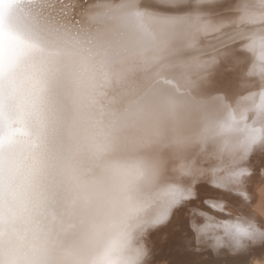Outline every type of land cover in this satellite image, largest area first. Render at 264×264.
<instances>
[{
  "label": "bare ground",
  "instance_id": "1",
  "mask_svg": "<svg viewBox=\"0 0 264 264\" xmlns=\"http://www.w3.org/2000/svg\"><path fill=\"white\" fill-rule=\"evenodd\" d=\"M63 1L60 6L51 0L56 5L47 10L53 16L51 32L39 39L49 69L44 87L61 128L86 153L120 162L128 181L142 185L139 208L145 218L151 222L167 210L146 233L147 264H264L258 240H247L242 252L229 243L212 245L217 238L226 241L227 227L238 219L264 222V151L257 142L245 154L239 147L243 133L206 132L201 121L203 107L225 101L242 128L241 115L252 116L244 113L250 103L245 97L255 93L260 104L259 89L233 65V50L243 49L229 37L259 27L264 0ZM59 8L64 15H57ZM134 12L142 14L143 28L127 23ZM241 17L255 22L242 23ZM188 36L191 48L183 46ZM104 49L119 55L106 57ZM254 67L258 73L259 64ZM162 79L174 80L175 88L158 83ZM217 119L228 120V113ZM138 160H156L159 175L145 181ZM241 168L246 169L240 180L247 199H231L223 213L208 212L198 220L206 242L188 238L181 219L186 213L178 211L185 200L169 206L173 191L191 186L214 194L210 186L221 184L227 191L239 186L234 173ZM187 179L192 185L182 182Z\"/></svg>",
  "mask_w": 264,
  "mask_h": 264
},
{
  "label": "clouds",
  "instance_id": "2",
  "mask_svg": "<svg viewBox=\"0 0 264 264\" xmlns=\"http://www.w3.org/2000/svg\"><path fill=\"white\" fill-rule=\"evenodd\" d=\"M0 62V264H147L146 233L162 220L141 213L142 185L128 181L120 162L86 153L61 128L24 0L3 4ZM248 239L241 232L232 243Z\"/></svg>",
  "mask_w": 264,
  "mask_h": 264
},
{
  "label": "snow or ice",
  "instance_id": "3",
  "mask_svg": "<svg viewBox=\"0 0 264 264\" xmlns=\"http://www.w3.org/2000/svg\"><path fill=\"white\" fill-rule=\"evenodd\" d=\"M10 2L15 3L16 0H10ZM5 0H0V15L3 12V4ZM29 8L35 9L34 11V30L37 39L46 38L50 32V23L52 20V15L48 12V9L55 8V3L51 0H29L27 3ZM64 7L71 8L73 5L71 3L63 4ZM242 23H254V18L251 17H241ZM127 23L133 24L138 28H143L142 14L134 12L127 17ZM229 39L233 42L239 41V47L243 51L237 53L233 50V65L241 73V78L246 82L251 83L255 88L259 89L260 104L257 106L255 104V93L250 94L245 97L250 103L244 108V113L251 112L252 116L242 114L240 119L243 121V127H237V122L233 117L232 113L234 111L232 105L225 101H220L214 107L208 108L203 107L201 109V121L205 125V131L209 129L214 130L216 134H223L225 132L239 131L243 133V140L239 144L243 152L247 154L253 145L259 142L260 150L264 151V4H262V16L259 27L249 28L247 31H237ZM183 46L185 48H191L192 42L191 37L188 36L183 41ZM102 55L106 57H112L119 55L118 51H113L111 49L102 50ZM182 59V58H180ZM259 64V72L257 73L254 65ZM243 65V67H241ZM193 67H199L193 66ZM255 69V71H253ZM4 67L2 62H0V76L3 75ZM252 79L249 81L248 78ZM158 83L166 84L175 88V81L172 79H162ZM239 104V101H236ZM221 112H227L229 119L220 121L217 116ZM252 120V124H248V120ZM259 127H255L256 124ZM19 129H11L9 135L14 136ZM178 143H183L181 137L177 138ZM3 144V136H0V145ZM136 167L138 168L140 174L144 176L145 181H150L159 175V163L156 160L153 161H136ZM246 169L241 168L239 171L235 172L234 175L237 178L235 181L238 187H233L224 191L225 186L221 184L219 188L215 186H210L214 194L202 193L200 189L193 191L190 186L186 191L176 189L173 191V199L170 201L171 204L177 203L180 199H184L185 203L178 210L182 213H186L181 217L182 228L187 232L188 238L192 240L197 239V233L203 232L204 229L197 226L198 220L203 217L208 212H216L217 214L223 213L226 210V205L231 199H247L246 192L243 188V182L240 177H244ZM173 181H177L176 176L172 177ZM186 184L192 185L193 180L187 179L182 181ZM215 201H223L224 203H215ZM141 211V209L139 208ZM199 211V215H197ZM167 215V210L158 218L163 219ZM237 221H240L239 219ZM246 228H242L240 223H233L227 227L226 234L231 239L229 244L234 246V250L237 252H242L243 247L237 248L232 240L241 233L245 232L250 241L255 243L257 240L264 245V222L259 223V225L253 220H243ZM194 228L197 231H194ZM250 230V231H249ZM223 241L219 238L216 239V247Z\"/></svg>",
  "mask_w": 264,
  "mask_h": 264
},
{
  "label": "rangeland",
  "instance_id": "4",
  "mask_svg": "<svg viewBox=\"0 0 264 264\" xmlns=\"http://www.w3.org/2000/svg\"><path fill=\"white\" fill-rule=\"evenodd\" d=\"M56 1H58L57 4H59L60 6H61V4L64 2L63 0H56ZM57 12H58V13H61V14H57V15L61 16V15L63 14V10H62V8H59V9L57 10ZM63 15H64V14H63ZM65 15H67V14H65Z\"/></svg>",
  "mask_w": 264,
  "mask_h": 264
}]
</instances>
